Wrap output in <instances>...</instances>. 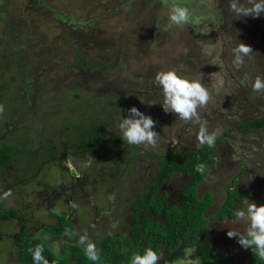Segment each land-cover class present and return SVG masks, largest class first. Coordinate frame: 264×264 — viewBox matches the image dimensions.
<instances>
[{
  "label": "rangeland",
  "instance_id": "obj_1",
  "mask_svg": "<svg viewBox=\"0 0 264 264\" xmlns=\"http://www.w3.org/2000/svg\"><path fill=\"white\" fill-rule=\"evenodd\" d=\"M197 1L205 3L210 8L214 4L213 0H182V4H188L192 8L191 11L196 12ZM193 2L197 4L194 5ZM218 2L221 7L218 3L216 5L220 7L223 19H228L231 16L229 14L232 13L229 9V0ZM172 7L168 0H0V96H2L0 110L4 109L0 113V129L5 127L7 120L9 123L13 122L12 116L9 117V115L15 103V93L18 96L20 92H17L19 89L15 92L11 88L16 82L14 72L21 65L24 81L20 90L22 92L27 87L28 95L34 102L37 100L35 95H41V105L33 112L28 109L22 111L24 126L19 133L26 143L32 131L36 136L37 125L39 127L44 125V132L48 131L42 137L38 135V140L43 143V147L40 150L41 154H34L32 159L34 162L41 160V163L36 164L42 172L35 167V163H31V169L27 172L22 170L14 172L12 174L14 180L25 179L24 181L27 182L21 183L23 185L18 187L20 190L17 195L15 194V199H13L14 196L12 198L5 196L6 204L0 207L1 210H5L9 205L17 211L16 217L8 218L6 221L0 220V264L18 263V248L14 243L13 235H17L21 230H31L33 235L48 242L52 250L60 256L65 254L62 244L67 240L78 242L87 249L91 245L94 252L102 235H127V232L121 228V223L124 221L120 217L123 209V203L121 205L120 200V202L116 201L105 216L94 222L91 221L93 227L86 230L78 226L70 233H65L66 236L60 237L47 234L48 232H45L43 228L58 222V216H64L63 210L73 213V217L80 224H86L90 217H94L93 207L90 208L85 203L71 202L69 210L60 202V199L55 198L53 201L40 197L37 199L33 192L36 188V177L51 183H60L62 180L69 182L67 172L59 169L56 163L53 164L52 161L47 160L50 158L48 152L51 144H55L53 132L58 137V141L61 139L62 144L67 141L69 145L77 147L78 138L81 135L87 137V134L80 131L83 129L94 131L93 129L97 126L96 122L86 120L87 112L90 110L93 111L92 115L97 117L100 115L99 121H103L110 115L114 128L109 126L108 131L114 130L115 135L117 131L122 138L116 139L113 133H110L113 137L106 143L109 152L105 156L109 159L116 158L114 147H121L119 145H123L122 142L125 141L123 131L119 127L123 120L140 119L141 116L153 120L149 129L154 134L153 143L142 141L139 147L127 145L124 153L125 161L128 156L137 154L134 160L135 165H147L146 163L151 159L150 155L144 154L147 150H151L153 155L165 152L162 149L163 145L161 147L155 145V140L158 136L160 138L161 132H163V140L171 136L174 145L175 141L180 142V146L175 148H179V151H187L193 146L200 145L203 140L220 135L222 131L232 128L231 125L222 123L221 118L225 113L229 116L224 117L234 123V118L238 117L236 114H242L240 116L244 117L248 114L247 110H250V107H256V110L252 108L251 111L259 109V113L264 112V87L257 90L252 86L257 78L264 84V62L261 56H257L258 52L257 55L253 52H250L249 56L245 54L241 59L237 56V54L241 56V52L237 54L231 52L230 44L240 47L244 45V42L235 37L227 40L225 47L220 43L217 32L214 34L219 43L215 48L213 43L206 40L211 37V30H216V27L213 30L202 17H194L190 19L194 32L189 31L187 29L190 27L186 22L172 23L169 20L168 14ZM217 12L215 8L211 9L213 15H217ZM222 31L225 37V32L223 29ZM141 36L143 40L139 38ZM199 40L204 51L201 59L198 51ZM8 47L12 50H8ZM21 50L24 51V58L20 53ZM255 50H259V47L257 46ZM82 60L83 64L79 62ZM170 70L190 82H198L210 97L208 100H213L212 104L206 105L208 100L203 104L197 102L193 114L187 118L180 117L170 107L165 110L167 98L163 86L155 80V76L158 72ZM19 82L18 80L17 84ZM210 83L216 90L209 91ZM139 84L140 87L135 86ZM227 85L233 90L228 91ZM131 90H133L132 93L143 90L146 92L144 94L150 97H145L142 93L138 97L131 98L132 102L127 101L124 97ZM237 90L243 93L240 99L236 96L237 92L235 94ZM76 93L80 94L79 98L75 99ZM120 93H125V96H120ZM122 99L132 104L119 112L115 104ZM29 103L32 104V100ZM17 104H21V101ZM79 107L83 110H77ZM110 107L115 108L109 111ZM133 107L138 110L139 115L130 111ZM211 109L215 111L212 114L209 112ZM206 110L207 116L203 118ZM243 112L246 113L243 114ZM241 117L239 119H242ZM3 145L9 146L5 142ZM56 145L58 147V143ZM23 147L33 149L30 143L29 147L26 145ZM148 154L151 153L148 152ZM83 157L86 158V161H83L90 164L85 177H89L92 171L97 173L105 167L100 164L106 161L101 155H97L94 162L88 161L89 158L86 155ZM216 157L215 163L208 167L209 184L205 182L204 185L207 190L210 189L214 193V198L218 200L217 207L220 206L229 189L234 191L231 184L237 180L241 182V190L248 199L238 210L245 213L243 217L236 219L233 217L230 220L224 218V221L215 220L220 222V229L216 232L212 231L209 237L214 238L216 233L222 234L223 230L235 231L238 236L234 235L235 238L232 240L227 236L226 239L229 242L224 243V247L238 256V259H244L251 252L238 241L241 236L246 238L247 229L250 227L247 204L255 203L257 206L264 204V128L247 131L240 128L229 132L222 144L218 146ZM123 160H116L117 166L121 165L122 169L125 168L121 163ZM127 162L130 164L128 167L134 166L129 158ZM153 164L155 162L147 165L148 171L149 167L154 169ZM137 167L133 171H126L125 177H121L120 180H123L121 183L127 180L124 183L126 188L130 178H134V182H141V185L143 182H152L155 179L153 177L155 172L148 173L147 170L144 172L142 168L137 172ZM9 173L8 169L0 170V185L13 180ZM28 176H32L33 179L29 180ZM184 181V177L180 174L173 175L170 182L172 185L174 182L175 187L172 188L169 185L170 182L168 185L165 184L168 188L170 187L168 199L178 198L177 188ZM98 182L99 180L95 183ZM214 184L216 188L212 187ZM85 187L88 192L94 189L93 185H85ZM96 192L100 194L98 197L101 199L102 187ZM137 192L139 193L140 189ZM3 199L4 197L0 194V201ZM89 201L94 207H98L93 198ZM102 203H104L103 200L99 202L100 205ZM15 219L20 225V228L17 225L20 231L16 229ZM221 238L222 236L216 239L222 241ZM208 240L211 242V239L208 238ZM199 261V258L192 253V249L186 248L184 259L164 264H200Z\"/></svg>",
  "mask_w": 264,
  "mask_h": 264
},
{
  "label": "trees",
  "instance_id": "obj_2",
  "mask_svg": "<svg viewBox=\"0 0 264 264\" xmlns=\"http://www.w3.org/2000/svg\"><path fill=\"white\" fill-rule=\"evenodd\" d=\"M79 62L84 63L83 60ZM185 70L187 69L185 68ZM218 83H220V80H218ZM226 89L228 91L233 90L228 85ZM235 94L238 99L243 96L242 91L239 90L235 91ZM131 95L124 98L129 101ZM75 97L79 98V93H76ZM123 99L115 104L119 111L128 108L130 105L128 102H124ZM211 102L212 100L207 102L206 105H211ZM115 107H110L109 111H112ZM252 108L256 110V107L253 106ZM252 108L250 107V110H247L248 114L244 117H241L242 114L238 113V117L234 118V123L229 122L224 117L229 116V114H225L221 118L222 123L229 124L232 128L229 127L230 129L222 131L220 135L212 137L211 147L207 146L205 142L209 139L207 138L196 149L188 152L181 153L168 150L162 152L163 154L160 153L155 159L159 175L143 194L130 199V213L133 222L127 235H104L94 251V254L98 256L96 261L87 259L86 250L77 242L71 241H64L62 248L65 250V254L62 256L57 255L48 242L33 235L32 231L28 230L14 237V243L18 248L19 259L21 260L20 264H131L132 256L134 254L143 256L146 249H150L157 254L156 264H164L184 259L186 248L192 249V253L199 258L200 264H264V261L254 256V246L246 247L251 249L250 255L244 259H238V256L225 249V247L204 243L209 228L208 223L213 219L222 220L225 217H233L235 207L242 200V195H239L236 191L228 190L220 206L213 210L211 209L215 204L213 194L211 192H205L202 195L198 193V186L207 176L209 165L215 161L214 151L222 144L223 139L229 132L240 128L246 131L264 128V112L259 113V109L251 111ZM77 110L81 111L83 108L79 107ZM93 110L95 111V108ZM91 111L87 112L89 122H96L97 126L93 129L94 131H88V129L80 131L86 133L87 138L79 141L77 149L87 152L99 150L107 154L109 152L106 147L107 141H110L113 136L119 140L122 138L119 137L117 131L116 135L113 132L114 130L108 131L107 128L110 126V121H112L110 116H106L103 121H99L100 115L99 117L92 115L93 111ZM205 112L203 118L207 116L208 111ZM209 112L212 114L214 111L211 109ZM245 113L243 112V114ZM239 117L244 120L239 119ZM133 120L138 119L133 118ZM111 132L113 136L110 134ZM122 143L121 147H114L113 151H115L117 157L122 156L123 146L128 145L126 141ZM131 147H139V145H131ZM15 154V149L10 146H0V170L3 169V165L12 162V157ZM129 160L132 161V157ZM197 164L203 165V172L195 170ZM174 174L183 175L185 182L181 187L179 199L169 201L167 200L166 191H161L160 188ZM129 197L130 194L127 195V198ZM16 215V211L12 209H0L1 221H6L8 217ZM43 228L45 232H48L47 234L59 236L70 233L72 224L64 216L59 215L57 224L46 225ZM37 246L42 249L40 251L41 259L33 260L32 252Z\"/></svg>",
  "mask_w": 264,
  "mask_h": 264
},
{
  "label": "flooded vegetation",
  "instance_id": "obj_3",
  "mask_svg": "<svg viewBox=\"0 0 264 264\" xmlns=\"http://www.w3.org/2000/svg\"><path fill=\"white\" fill-rule=\"evenodd\" d=\"M139 38L141 40H143L142 36ZM7 49L12 50L10 47H8ZM23 52H24L23 50L20 51V53L22 54V57L24 58L25 55ZM22 69H23V66L20 65V67L14 72V75L16 77V82H15V85L11 88L15 92H16V90L19 89L17 92H20V95H18V96L15 93V95H16V97H14L15 103H14V106L11 107V112L9 115V117L12 116L13 122L9 123V120H7V122L5 123V127L0 129V145H3V143L5 142L6 144H8L11 148L15 149V151H16V154L12 157V162L10 164L3 165L2 170H6V169L10 170L9 176H12L11 178L13 180H9L7 183H3L0 185V188H1L0 194H1V197H4V199L1 201L0 207L4 206V204H6L5 196L8 195L11 198L14 196L13 199H15L16 198L15 194L17 195L19 190H20L18 187L23 185L21 183L27 182V181H24L25 179H22L21 181L20 180L19 181L14 180V177L12 175L14 172H16L18 170H22V171L27 172L29 169H31L30 168L31 163H35V167H37L39 169V171H41V168L39 166H37V164H39V162L41 163V160L34 162L32 159H33L34 154H37V155L41 154L40 150L43 147V143L38 140V135H41V137H42V136H44V134L46 132H48V131L44 132V130H43L45 127L44 125H42L41 127H39V125H37L36 126V136H35L34 132L32 131L31 135H29V138L27 139L26 143H24L23 136H21L19 133V130L21 128H23V126H24V121L22 120L23 119V117H22L23 112L22 111L28 109L31 112H33L34 110L39 108V105H41V103H40L41 95H35L37 100L34 102L33 98H30L31 96L28 95L27 87L21 92L20 88L23 85V81H24V72ZM26 76H28V75H26ZM18 80L20 82L17 84ZM8 84H9V81H8L7 85ZM135 86L140 87V84L135 85ZM154 91L155 90L153 89V93H154ZM132 92H133V90H131V92L128 91V93L126 94V96L132 94L129 97V101H131V98H135L136 96L138 97V95H140V94L142 95V93H143V95H145V97L146 96L148 98L150 97V95L144 94L146 92H144L143 90H137L135 93H132ZM75 95L76 94H74V98L76 99ZM120 95L125 96V93L124 94L120 93ZM0 97H2V96H0ZM31 100H32V104L29 103V101H31ZM19 101H21V104H17ZM131 102H129V104H132ZM15 106H18V107H15ZM2 111H4V109H1L0 113ZM108 116H110V115H108ZM86 120L89 121L88 116H87ZM111 120H112V118H111ZM113 125L114 124H113V120H112V121H110V126L112 128H114ZM51 132H53V131L51 130ZM84 134H86V133H84ZM162 134H163V132L160 133V138L158 136L157 139L155 140V145L156 146L158 145L159 147H161V145H163L162 149L165 152H167L168 150H175L177 152L182 153V152H188L189 150L196 149L198 147V146H193L191 149H189L187 151H179L178 150L179 148L177 149L175 147H179L180 142L177 140V141H175V145H174V143H172V141H171V139H172L171 136L167 137L166 140H163ZM53 135L52 136L55 138L54 139L55 144L54 143L51 144L50 151L48 152V155H49L48 157H50V158H48L47 160L52 161L53 164L56 163L55 165L59 169L66 171L68 176H69V182H64V180H62L60 183H51V182H45L44 180H41V178L39 179L38 177H36L35 178L36 188L33 190V192L36 194L35 197L36 198L40 197L41 199L44 198V199H47L50 201H53L55 198L60 199V202L63 203L65 205V207L67 206L66 209H69V210H70L69 206H70L71 202L75 203L76 201L85 203L90 208L93 207L94 217L93 218L90 217L89 222L86 224H80L79 222H77L76 218L73 217V215H72L73 213L71 214V212H69L67 210L62 211V212H64L63 213L64 217H66L71 222L72 230L76 229L78 226L80 229H81V227H84L85 230H86V228L93 227L91 225V221L94 222V220L96 221V219H99V218H102L103 216H105L106 212L110 211L113 208V205L116 203V201L120 200L121 205L123 203V209H122V212L120 213V217L123 218V221H124V223H121L122 227L121 226L120 227L123 228L126 232H128L130 225L133 222L132 214L130 213V204H129L130 199L143 194L145 192V190L155 181L156 177L159 175L158 165H157L155 159L160 155V153L157 155H153L151 150L145 151L146 153L143 152L146 156L150 155L149 157H151L149 162L146 164L149 166V165H152L153 162H155V164H153V166H154V169H156V171L154 169H151L150 167H149V171H148L147 170L148 166L145 164L135 165L134 160H135L137 154H132V156H131L133 158V161H130V163L132 162V164L134 166L128 167L130 164H127L128 163L127 159L130 157L127 155L128 158L125 161L126 155L124 157V153L127 150V146L124 145L123 146L124 148L123 149L121 148L122 149V152H121L122 156L117 157V155L115 154L116 160L120 161V159L121 160L124 159L123 161H121V163L125 166V168L122 169V168H120V167H122L121 165L117 166L118 161L116 162L115 159L106 158L105 156L107 154H104L102 151H99V150L91 151V152L81 151V150L77 149L78 147H76V145L75 146L69 145V142H67V141L65 144H62L61 139H59V141H58V137L55 135L54 132H53ZM86 138L87 137L85 135H81L80 138H78V140L81 141L83 139L85 140ZM28 141L31 144V147H33V149H31V150L29 148L23 147L24 145H26V147H29ZM57 143H58V147H56ZM119 146H122V145H119ZM116 147H118V146H116ZM37 151H38V153H37ZM131 152H133L132 149H131ZM148 152H150L151 154H148ZM214 152H217V150H215ZM94 154H97L98 156L101 155L102 157H104V159H106V161L100 163L102 166H105V167L100 169L97 173H93V171H92V173H90L91 175L89 177H85L84 175L86 174V172H88V170H89L88 167L90 166V164L89 163L86 164L87 162L85 163L86 158L83 157V155H86L87 158H89L88 161L94 162V158L97 156ZM29 155H31V156H29ZM99 158L101 159V157H99ZM83 160H85V161H83ZM106 162H108V163H106ZM136 167H137V172H139L141 168L145 170L144 172H146V170L148 173H152V171H153V173L155 172V175L153 176V177H155V179L152 182H149V181L147 183L143 182L141 185V182H139V181L134 182L135 179L130 178V179H128L129 180L128 181V187L126 188L124 183L127 180H125L123 183H121L123 180H120V179H121V177H125L126 171H129V170L133 171L136 169ZM143 174H146V173H143ZM177 175L178 174H176V176ZM24 177H26V176H24ZM181 177H184V176L181 175ZM207 177H208V174L198 186V193L200 195H202L205 192H211V190L210 189L207 190V187H205V185H204L205 182H207V184H209ZM28 178H29V180L33 179L32 176H28ZM172 179H173V176L170 180L164 182L163 186L160 188L161 191H164V190L166 191L167 200H169V201L179 199L181 187L183 186V184L185 182L184 181L181 185H179L178 188L176 187L177 188L176 194L178 195V198L168 199L170 187L168 188L167 186H165V184L168 185V182H170ZM97 180H99V182L96 184L95 182H97ZM184 180H185V177H184ZM136 184H139V185L137 186ZM85 185H87V186L93 185L94 189L92 191L90 190L88 192L86 190L87 188L85 187ZM169 185H171L172 188L175 187L174 182H173V185L171 184V182ZM100 187H102V191H103L101 199L98 197L100 194L98 192H96L97 189H99ZM212 187L216 188L215 184ZM232 187H233L234 191H236L239 195L243 194V191L241 190V182L240 181L237 180V181H235V183H232L231 188ZM138 189H140L139 193L137 192ZM229 190H231V189H229ZM211 193L214 196V193L213 192H211ZM128 194H130L129 198H127ZM90 198H93L96 201L98 207H94L91 204V202L89 201ZM214 199H215V204L211 209L217 208V205H218V200L216 198H214ZM101 200H103V202H104V203H102V205L99 204V202ZM239 203H242V200ZM238 208H239L238 205H236L235 211H238L240 209V208L239 209ZM6 209H12V210L16 211L15 209H13L12 206H9V205L7 206ZM16 213H17V211H16ZM16 216H11L8 218H12V217H16ZM233 217H225V218H227L226 220H230V218L232 219ZM234 219H236V218L234 217ZM215 220H218V219H213L208 223L209 228H208L207 237H205L204 243L218 247V246H221L222 243L217 241L218 239H216L217 238L216 235L214 236V238L209 237V235L211 234L212 231L216 232L220 228L219 227L220 222L215 221ZM221 221H224V219H222ZM57 223L58 222L56 221L55 224H57ZM15 225H16V229H18V226L20 228V225L18 224V221L16 219H15ZM18 231H20V229H18ZM22 231L23 230H21V232ZM17 235H15V236H17ZM15 236L13 235V237H15ZM59 236L64 237V236H66V234L64 233V234H61ZM103 236L104 235L99 237V240ZM208 238L211 239L210 240L211 242H208L209 241ZM68 242H70V241H68ZM79 245L81 247H83L85 250H87V248L85 246H83L82 244H79ZM92 249H94V248L92 247ZM17 257H18L19 261L16 264H20L21 260L19 259L18 253H17Z\"/></svg>",
  "mask_w": 264,
  "mask_h": 264
},
{
  "label": "clouds",
  "instance_id": "obj_4",
  "mask_svg": "<svg viewBox=\"0 0 264 264\" xmlns=\"http://www.w3.org/2000/svg\"><path fill=\"white\" fill-rule=\"evenodd\" d=\"M231 8H235V3L230 4ZM264 10V0H257L252 5L251 9H245L247 14L252 12L253 17ZM237 11H240L237 9ZM189 10L181 5H174L169 12V20L172 23H181L188 19ZM239 51L247 53L249 48L241 45ZM155 80L163 86V91L166 96V109L170 107L174 112L178 113L180 117L187 118L193 114V109L197 102L203 104L207 101L206 90L195 81H188L185 78L180 77L175 71L158 72L155 76ZM254 89H260L264 87V84L260 79H256L253 82ZM133 114L139 115L138 110L133 107L130 109ZM153 124V120L149 117L141 116L138 120L125 119L119 125L123 131V138L130 145H140L142 141L147 143H153V132L150 131V126ZM207 146H212V139L209 138L206 141ZM196 171L203 172V165L197 164ZM245 213L243 211H234L233 216L235 218L243 217ZM247 217L250 221V227L247 229V238L241 236L238 243L244 247L254 246V256L258 257L261 261H264V204L257 206L255 203L247 204ZM226 235L231 238L234 235H238L235 231L229 230ZM41 247L37 246L32 252L33 260H40ZM87 259L96 261L98 256L92 251V246L85 251ZM158 256L150 249H146L143 256L134 254L131 258V264H156Z\"/></svg>",
  "mask_w": 264,
  "mask_h": 264
},
{
  "label": "crops",
  "instance_id": "obj_5",
  "mask_svg": "<svg viewBox=\"0 0 264 264\" xmlns=\"http://www.w3.org/2000/svg\"><path fill=\"white\" fill-rule=\"evenodd\" d=\"M218 1L219 0H213L214 4H213V6H211V8L208 5H206L205 3L202 4L199 1H197L198 6L196 9V12L191 11L192 8L189 7L188 4H186V3L182 4L183 3L182 0H168V3H169V5H173V6L174 5H181V6L186 7L189 10V13H190L189 17L186 21H184L190 27V29H187V30L194 32V30L192 29L193 25L190 22V19H192L194 17H196V18L202 17V19L207 23V25L210 26L211 29H213V30L216 27V30H214V31L211 30V37L206 40V42L213 43L215 48H217L219 40L217 43V36H216V34H214V32H217L218 38L220 39V43L222 45H224L225 47L227 45L226 43H228L227 40L234 39L236 37V39H240L244 42V46H247L249 48V51L247 53L241 52L240 53L241 56H240L239 54H237V52H239V46L235 47L234 44H230L231 52H234L235 54H237V56H239L241 59H242V57L244 58L245 54L247 56H249L250 55L249 53L253 52L254 54L256 53L255 55H257V52H258L257 56H259V57L261 56V58L263 59V62H264V10H261L258 13V15H256L255 17H253V14L251 11H249L247 14H245V12H244L245 9H251L252 5L254 3H256L257 0H229L230 4L233 2L235 3L236 9H232L231 7L229 8L232 13L229 14L231 16L228 17V19H223L222 11L220 10L221 4ZM217 3L220 5V7H217V5H216ZM195 4H197V3H194V5ZM214 8L216 9V12L218 11L217 15H213L211 13V9H214ZM237 9H239L240 11H237ZM191 13L195 14L196 16H192ZM234 21H236V22H234ZM223 22H224V24L222 25ZM221 25H222V29L225 32L226 38L224 37V33L221 29ZM198 45H199L198 51L200 52L199 55H201L199 58L201 59L204 51H203V46L200 43V40L198 42ZM257 46L259 47V50H255V48ZM203 64L206 67L205 63H203ZM176 66H177V64H176ZM206 69H207V67H206ZM263 73H264V70H263ZM208 76H210V75H208ZM208 76H206V77H208ZM212 86H213L212 83H210L211 89L209 91L215 89L214 87L212 88ZM209 98L210 97H208L207 100ZM214 108L216 109L215 106H214ZM217 112L223 113L222 111H217ZM236 115L238 116L239 114L237 113ZM214 153H215V158L217 159V157H216L217 152H214ZM247 199H248L247 196L243 193L242 194V203H238L237 204L238 207L241 208V206L247 201ZM213 210H216V208H214ZM219 229H218V231H219ZM225 233H227V232L225 230H223L222 234L219 232H218V234L217 233L215 234L217 238H220V236H222V238H221L222 241H219L222 243L221 244L222 247L225 246L224 243L229 242V240L226 239L227 235ZM234 238H235V236L231 237V240ZM246 238H247V235H246ZM245 249H248L251 252L250 248L245 247Z\"/></svg>",
  "mask_w": 264,
  "mask_h": 264
}]
</instances>
